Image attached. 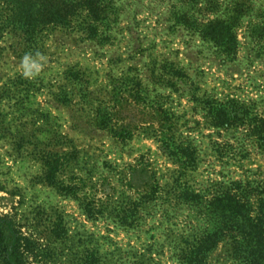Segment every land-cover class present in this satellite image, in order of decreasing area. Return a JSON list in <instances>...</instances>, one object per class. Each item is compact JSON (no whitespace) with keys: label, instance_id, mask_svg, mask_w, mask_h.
<instances>
[{"label":"rangeland","instance_id":"obj_1","mask_svg":"<svg viewBox=\"0 0 264 264\" xmlns=\"http://www.w3.org/2000/svg\"><path fill=\"white\" fill-rule=\"evenodd\" d=\"M23 3L53 15L0 0V264H264L217 201L264 199V0Z\"/></svg>","mask_w":264,"mask_h":264},{"label":"trees","instance_id":"obj_2","mask_svg":"<svg viewBox=\"0 0 264 264\" xmlns=\"http://www.w3.org/2000/svg\"><path fill=\"white\" fill-rule=\"evenodd\" d=\"M10 5L12 8L15 9V16L12 19L13 23H19L22 25H29L30 28L34 25V27H38V24H44L46 23V17H52V13L49 12L47 15L43 14L39 17V15L31 16L30 11L31 9L25 7V4L23 3L25 0H22L19 2V0H9ZM33 7L35 4L32 5ZM39 12V11H38ZM48 21V20H47ZM49 21H53L50 19ZM119 135V134H116ZM122 138V136H120ZM218 202L222 203V210L226 213H229L231 215L236 223V228L239 229L241 237H245L246 240H248V243H253L255 239L260 236L262 237V240L264 241V199L261 200L259 206H258V212L254 214V210L252 206L248 205V203H244L242 201V198L238 195H226L225 197H222L217 200ZM229 211V212H228ZM263 234V236H262ZM237 237V236H236ZM5 233L3 231H0V246L3 244L5 239ZM212 238L210 237H204L200 239V246L203 248L205 247L209 241ZM239 239L236 238V243L239 244ZM6 252L9 251L8 243L5 244ZM246 253L244 255V258H246ZM252 254V253H251ZM7 258L11 257L12 254H7ZM249 258V257H247ZM257 259V256L254 257Z\"/></svg>","mask_w":264,"mask_h":264}]
</instances>
